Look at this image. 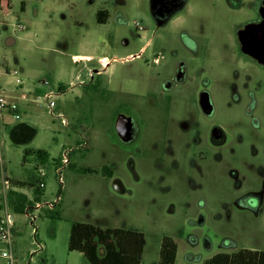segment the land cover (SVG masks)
<instances>
[{"label": "rangeland", "instance_id": "1", "mask_svg": "<svg viewBox=\"0 0 264 264\" xmlns=\"http://www.w3.org/2000/svg\"><path fill=\"white\" fill-rule=\"evenodd\" d=\"M150 1L10 0L7 14L0 9V82L15 86L16 69L28 98L8 100L29 104L18 119L8 114L0 134V180L37 184L44 167L43 200H52L57 161L71 149L60 201L42 205L33 224L14 210L17 264H85L68 248L74 221L142 231L141 264H157L164 235L177 242L174 264L264 249V63L239 41L264 0H186L165 23L154 19ZM98 10L106 11L104 23ZM181 62L186 81L165 89ZM202 86L215 105L211 117L197 102ZM50 89L52 108L44 97ZM119 112L139 124L131 143L116 134ZM19 121L36 129L28 143L9 137ZM213 125L223 131L220 141L210 138ZM39 148L48 152L45 162L24 157Z\"/></svg>", "mask_w": 264, "mask_h": 264}, {"label": "trees", "instance_id": "2", "mask_svg": "<svg viewBox=\"0 0 264 264\" xmlns=\"http://www.w3.org/2000/svg\"><path fill=\"white\" fill-rule=\"evenodd\" d=\"M21 8L23 9V5ZM0 9L7 14L10 0H0ZM96 17L99 23H104L107 19L106 11L98 10ZM30 154L40 162L48 159V152L45 149L24 150V157ZM106 171L108 173L106 175H112L110 170ZM12 184L32 187L37 194L36 200H39L38 196L42 190L34 182L12 180ZM11 192L14 195L15 211L25 212L26 206L33 204L26 201L24 194ZM143 237L142 231L133 228L120 226L103 228L89 222H76L70 228L68 248L83 253L89 264H140V256L144 250ZM177 246L172 236L164 235L161 239L157 264H174ZM202 264H264V249L241 247L231 252L220 251L206 258Z\"/></svg>", "mask_w": 264, "mask_h": 264}, {"label": "built area", "instance_id": "3", "mask_svg": "<svg viewBox=\"0 0 264 264\" xmlns=\"http://www.w3.org/2000/svg\"><path fill=\"white\" fill-rule=\"evenodd\" d=\"M15 76V81L18 85L22 83V78L17 76V70L13 69L10 71ZM55 91L50 89L49 91L44 93V97H46L48 101V105L52 108L55 105V101L53 96ZM19 105L16 101H11L0 94V124L3 120V111H7L12 113L15 118H20ZM2 121V122H1ZM62 121L65 122V119L62 118ZM70 152L71 149H64L61 157L57 161V165L55 167V175L57 181L60 185L58 188L55 197L49 201H36L32 205H28L25 208V214L28 216V219L33 224L36 219L37 212L34 210H39L42 205H47L48 208H53L61 199V190L63 187L64 179H63V170L70 164ZM37 172L40 175V178L36 184L39 189H43L45 187V182L43 181V176H45L46 172L44 167H39ZM10 180L7 177H4L2 183L0 185V242H3L6 245V248H2L0 250V258L4 259L5 262L3 264H17V258L15 257L13 251L11 250L10 243L12 237V230L14 226V212L12 210V204L10 202ZM34 228V227H33ZM38 247L42 248V245L38 244Z\"/></svg>", "mask_w": 264, "mask_h": 264}, {"label": "water", "instance_id": "4", "mask_svg": "<svg viewBox=\"0 0 264 264\" xmlns=\"http://www.w3.org/2000/svg\"><path fill=\"white\" fill-rule=\"evenodd\" d=\"M154 1L151 2L153 7ZM180 7L177 6L168 13L159 14L158 22L164 23L173 14V12ZM153 10V8H152ZM154 12V10L152 11ZM242 43L247 51L252 54L261 63H264V19L257 24H250L242 30ZM10 43V40H7ZM200 104L203 110L210 114L212 112V104L210 102V93L207 89H204L200 93ZM115 131L119 139L124 143H131L136 140L139 133V124L133 115H126L123 112H119L115 119ZM35 127L26 121H19L12 125L8 134L9 137L16 143H28L35 136ZM114 188L119 192L126 190L122 181L115 178L113 181ZM204 219H200L202 223ZM205 245L210 246V241L205 239Z\"/></svg>", "mask_w": 264, "mask_h": 264}, {"label": "flooded vegetation", "instance_id": "5", "mask_svg": "<svg viewBox=\"0 0 264 264\" xmlns=\"http://www.w3.org/2000/svg\"><path fill=\"white\" fill-rule=\"evenodd\" d=\"M152 1H154L153 7L151 6V2ZM227 1H228V3L230 5H232V4H234V1L235 0H227ZM185 2H186V0H151L150 1L151 13H152L154 19L158 22V16H159V14L168 13L169 11H171L172 9H174L175 7H177V6L180 5V7L173 12L172 15H174L179 9L182 8V6L185 4ZM152 8H153L154 12H152L153 11ZM259 9H260V19L257 20V21H255V23H252V24H257L258 22H260V21H262L264 19V2H261L260 3ZM245 24L246 23H244L242 25V27H244ZM246 26H248V25H246ZM242 30L243 29H240L239 30V33H241ZM241 39H242V37L239 35V41H240L241 45L243 46V43H242V40ZM250 55L252 57H254L252 54H250ZM254 58L257 60L256 57H254ZM259 63H261V62H259ZM186 79H187V67H186L185 63H182L181 62L179 65H177V67L175 68L173 74L169 78H166L164 80V84L166 86L165 89H168L169 90L170 88H174L175 85L184 83L186 81ZM204 89H206V88H204L202 86V88L198 90L197 102H198V105H199V108H200L201 112L203 114H205L206 116L211 117L214 114V111H215V105H214V102L212 100L211 94H210V102H211L213 108H212V112L210 114H207L203 110V108H202V106L200 104V93ZM209 93H210V91H209ZM125 114L126 115H129L127 113H125ZM210 138L212 140H214V141H220L223 138V131H222V129L219 126L213 125L211 127ZM200 219H204L202 223L200 222ZM204 222H205V215L203 213H201V214H199V216L197 218V223L200 224V225H203Z\"/></svg>", "mask_w": 264, "mask_h": 264}, {"label": "crops", "instance_id": "6", "mask_svg": "<svg viewBox=\"0 0 264 264\" xmlns=\"http://www.w3.org/2000/svg\"><path fill=\"white\" fill-rule=\"evenodd\" d=\"M8 40H10V43H13V38L12 37H9ZM99 61L102 63V65H104V66L106 65L107 66L108 59L106 58L105 55L99 57ZM88 67L86 66V68H88ZM89 68H91L90 70H95L92 66H90ZM95 71H97V70H95ZM24 90H28V89L27 88L26 89L25 88L22 89V88H20V85H17V84H15V86L10 85V80L9 79H5V82L3 84H2V82H0V94H2L3 96H6L7 99H11L12 97H15V98H17L19 100V96H20L21 97L20 100L26 99V101H27L28 96H26V98H25V94L24 93H26V92H24ZM26 101L25 102H21V103H18V101H16L18 103V105H19L20 113H21V109L25 110L26 108H28L29 104ZM8 114H10V113L7 112V111H3V114H2L3 115V120L2 121H4V122L1 121L2 123L0 124V134H3V130L6 128V125L9 122ZM1 131H2V133H1ZM0 161H1V157H0ZM4 177L5 176H3L1 178V180H0L1 183H2V180L4 179ZM19 180H22V179H19ZM27 181H32V180H27ZM10 183H11V186H10L9 195H10V193H12L11 191H17V192H20V193L24 194L26 196V201L31 202V204L36 202V201L44 202L43 197L45 196V194L43 193V191L38 196L39 200H36L37 194H36V192L34 191V189L32 187L14 185V184H12V180H10ZM10 202L12 204V210L14 212V206H13V204H14L13 203L14 202V195H13V198L10 196ZM34 211L37 212V210H34ZM76 222H83V221H74V222H72V224L76 223ZM95 225H97V224H95ZM13 231H15L14 226H13L12 232ZM69 233H70V229H69ZM70 251H77V250H70ZM1 259L2 258H0V264H3L5 262V260L3 259V261H1ZM85 264H89L88 260L86 261Z\"/></svg>", "mask_w": 264, "mask_h": 264}]
</instances>
